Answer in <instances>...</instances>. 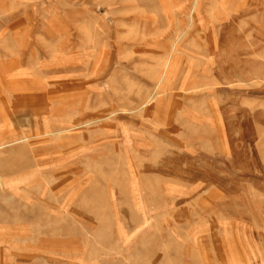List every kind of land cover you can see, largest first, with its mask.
Listing matches in <instances>:
<instances>
[{
  "label": "rangeland",
  "instance_id": "rangeland-1",
  "mask_svg": "<svg viewBox=\"0 0 264 264\" xmlns=\"http://www.w3.org/2000/svg\"><path fill=\"white\" fill-rule=\"evenodd\" d=\"M218 2L0 0V264H264V0Z\"/></svg>",
  "mask_w": 264,
  "mask_h": 264
},
{
  "label": "crops",
  "instance_id": "crops-1",
  "mask_svg": "<svg viewBox=\"0 0 264 264\" xmlns=\"http://www.w3.org/2000/svg\"><path fill=\"white\" fill-rule=\"evenodd\" d=\"M220 6V11L224 13V15L219 18V20H226L228 21L232 16L235 14H238L240 12H244L246 10H249L251 8V0H219L218 2ZM219 24H215L214 26H218ZM14 28L20 29V25H17ZM8 41L7 44H21V47H17V51L15 53L19 54L17 55L16 61H11V63H7V67L11 69H19L20 66H23L24 60H25V34L20 36V31H12L8 35ZM11 49H15V46H11ZM15 58V57H14ZM14 60V59H11ZM22 60V61H21ZM6 74H8V71H5ZM3 72V73H5Z\"/></svg>",
  "mask_w": 264,
  "mask_h": 264
},
{
  "label": "bare ground",
  "instance_id": "bare-ground-1",
  "mask_svg": "<svg viewBox=\"0 0 264 264\" xmlns=\"http://www.w3.org/2000/svg\"><path fill=\"white\" fill-rule=\"evenodd\" d=\"M2 109V108H1ZM5 112V111H4ZM16 119V118H15ZM17 120V119H16ZM12 124V123H11ZM14 127V126H13ZM1 130V129H0ZM1 133H3V132H1ZM6 133V132H5ZM7 135V134H6ZM15 135V134H14ZM7 137V136H6ZM2 148H0V150H1ZM68 200V199H67ZM66 206V205H65ZM13 211V210H12ZM41 239V238H40ZM34 241V240H33ZM39 241V240H38ZM41 241V240H40ZM45 241H48V240H45ZM50 241V240H49ZM53 242V241H52ZM55 243V242H54ZM67 243V242H66ZM7 244V243H6ZM46 244V243H45ZM59 243H57V245H58ZM9 245V244H8ZM12 245V244H11ZM14 245V244H13ZM12 245V246H13ZM52 245V244H51ZM3 246V245H2ZM26 246V245H25ZM46 246V245H45ZM63 246V245H62ZM32 247V246H31ZM26 248H27V246H26ZM40 248V247H39ZM56 248V247H55ZM59 248V247H58ZM21 250H23L22 248H20ZM18 250V249H17ZM47 251V250H46ZM33 253V252H32ZM8 255V254H7ZM3 257V256H2ZM6 258V257H5ZM11 261V260H10ZM9 262V261H8ZM3 263V262H2ZM11 263V262H10ZM4 264H5V262H4Z\"/></svg>",
  "mask_w": 264,
  "mask_h": 264
}]
</instances>
